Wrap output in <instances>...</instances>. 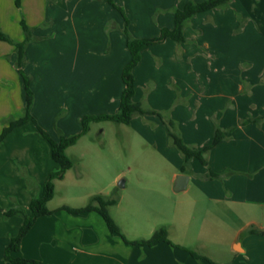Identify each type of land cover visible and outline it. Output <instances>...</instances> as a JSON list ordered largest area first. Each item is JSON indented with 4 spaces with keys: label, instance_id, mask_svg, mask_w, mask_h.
I'll return each mask as SVG.
<instances>
[{
    "label": "crops",
    "instance_id": "0c3cea01",
    "mask_svg": "<svg viewBox=\"0 0 264 264\" xmlns=\"http://www.w3.org/2000/svg\"><path fill=\"white\" fill-rule=\"evenodd\" d=\"M18 1L19 5L17 0H0V32L23 42L26 35L20 15L32 29L34 40L26 47L22 71L31 78L32 115L38 124L53 138L46 118L51 121L55 116V94L61 97L59 109L66 110L61 118L66 122L61 127L65 136L80 133L79 121L88 113H117L125 88L122 73L131 60L120 13L104 0ZM188 1H174L171 7L182 9ZM82 20L89 26L101 24L98 32H84L83 42L77 27ZM49 22L52 27L47 29ZM68 23L70 27H65ZM106 23L115 28L108 34L102 31ZM160 23L161 29H172L174 15L168 14ZM184 33L183 43L168 39L142 52L134 69V100L172 120L190 147L209 145L218 129L226 136L206 154L207 165L198 159L186 164L158 116L134 115L129 125H134L138 141L144 144L147 164L160 173L136 178L128 206L120 210L131 229L113 216L129 242L149 240L158 229L166 228L177 247L133 245L112 233L96 211L62 210L89 203L51 207L57 184L70 169L64 179L55 181V196L48 203L54 213L36 221L16 256L44 264H199L186 248L218 264H264V0H231L225 8L199 13ZM136 34L132 36H153ZM51 40L64 44L51 49L58 63L47 59ZM16 59L15 45L0 40V133L10 119L23 116L26 105ZM93 140L89 127L66 151L70 157L82 144L76 152L79 161L93 157L88 188L80 177L71 190L82 202L88 198L90 202L95 195L111 199L113 184L124 180L119 174L111 183L105 176L106 154ZM58 169L49 143L34 123L14 129L0 143V208L29 213L31 201L41 195L47 177ZM179 175L188 176L189 181L185 190L176 192ZM124 182L126 188L129 180ZM125 197L121 194L110 210L120 207ZM22 224L21 217L6 219L0 212V264H11L4 252Z\"/></svg>",
    "mask_w": 264,
    "mask_h": 264
},
{
    "label": "trees",
    "instance_id": "16d2710c",
    "mask_svg": "<svg viewBox=\"0 0 264 264\" xmlns=\"http://www.w3.org/2000/svg\"><path fill=\"white\" fill-rule=\"evenodd\" d=\"M114 9L118 10L122 17L125 19V27L123 33L127 38V48L131 55V60L124 67L122 73V79L125 85L123 90L119 110L115 114H99V115H87L82 119V131L70 137H61L58 141L53 139L37 122L32 115V108L34 104V92L31 89V78L26 76L22 71V63L25 59V50L27 45L34 40L32 29L29 28L25 21L22 20L21 25L26 38L23 42L16 43L9 36L0 32V40L14 44L16 47L17 59L16 67L21 73L26 91V105L24 114L18 119H10L8 124L3 128L0 133V143L3 142L8 135L16 128L25 125L28 122L34 123L40 135L49 143L51 147L52 159L59 166V169L52 172L47 177L43 191L41 195L34 198L30 204V212L27 213L21 208H13L7 211H3L0 208V212L4 213L6 219L14 216H19L23 219V224L19 230L17 236L10 239L5 252V261L11 264H44L40 261L29 260L26 258L18 257L16 254L20 251L23 238L31 231L36 221L43 216L52 215L54 211L49 210L48 203L55 196V181L64 179L67 171L73 168V161L68 157L66 151L69 147L75 145L80 137L88 132L89 125L92 122L112 121L118 124L129 125L133 116L140 115H156L158 116L164 125L166 126L170 140L172 144L181 152L185 163L188 164L193 159H198L203 165H207L206 154L219 144L226 136L221 130H216L212 142L202 149H197L187 145L182 137L175 130V123L172 120H166L164 116L150 109H144L142 105L134 100L136 93V85L134 78V69L139 64L142 52L151 47L152 45L163 43L168 39L183 43L186 41L185 28L190 20L199 13L208 12L218 8L227 7L231 0H205L203 2H195L189 0L182 9H176L174 13V27L163 28L161 34L155 38H134L129 32V20L121 8H119L113 0H106ZM19 5V1L17 0ZM185 169H183L184 171ZM117 199H105L102 195H95L91 198L89 204L84 208H71L65 206L62 210H65L71 214H82L86 212L96 211L100 213L106 222L109 230L120 235L127 243L133 245H144L152 247L159 243H168L173 247L175 246L169 239L168 231L165 228L158 229L149 240H140L135 242H129L123 235L119 225L111 217L109 213V207L115 205ZM250 233L258 234L257 230H251ZM190 253V255L198 261L199 264H218L203 256L196 250L183 248Z\"/></svg>",
    "mask_w": 264,
    "mask_h": 264
},
{
    "label": "rangeland",
    "instance_id": "374dc122",
    "mask_svg": "<svg viewBox=\"0 0 264 264\" xmlns=\"http://www.w3.org/2000/svg\"><path fill=\"white\" fill-rule=\"evenodd\" d=\"M113 1L119 8L123 10L127 19L129 20V32L131 35H133V33H137L136 35H140L143 37L147 35H153L149 38H155L161 34V31L163 29V28L161 29L159 26V24H161L160 22L168 14L174 15L175 10L177 8H175L174 6L173 7L171 6L173 5L172 3L174 1H179V0H128V1L113 0ZM124 1H126L127 6L123 4ZM116 11L119 13L118 10ZM20 17H22L21 19L25 21V19L23 18V15H20ZM122 19H123V29H124L125 19L123 17ZM64 26L70 27V23H68V25L64 24ZM100 26H101L100 23L99 24L93 23V24H90L89 26L87 25L86 22H84V20L78 22L77 27H78L79 37L81 38V41L82 42L84 41L83 40L84 32H87L88 30L98 32V30L100 29ZM50 27H52L51 22L48 23L47 29H50ZM114 29L115 28H113V23L111 24L106 23L104 25V28H102V31L106 30L105 32L107 33V31L109 32L110 30L112 31ZM123 29H122V32H123ZM53 33L54 32L51 33L52 39L55 36ZM61 39H62V42H64V39L62 38V36H61ZM50 42L51 44H49V47L47 49L48 62L58 63L57 60L59 59L55 58V52L52 53L51 49H53L52 47L54 48L55 47L57 48L59 46L61 47V45L64 47V44H60V41H55V40H51L49 41V43ZM56 89L58 90L59 88L57 87ZM61 96L65 97V95H62V94ZM54 98L57 100V102L55 100L54 105L58 106L55 108V111H54L55 116H53L51 121L49 120V118L48 119L46 118V120L51 124L53 139L58 141L62 136L70 137V136H73V134L69 136H65L64 131L61 127H64L66 122L65 120H61V118L65 115L66 110L65 108H62L61 110L59 109L61 105L60 103L61 97H57V95L55 94ZM107 113L108 112H101V114H107ZM87 115H99V114L95 112L94 114L88 113L85 116ZM83 118L84 116L82 117V119ZM59 122L61 126L58 124ZM70 126H73V125L70 124ZM79 127L80 128L82 127V120L79 121ZM89 127L92 128V138L94 139L93 141L96 144H98V147H100V149H103V151L106 154V159L108 163L105 166V170H104L105 176L109 177V180L111 183H113L114 178L119 174H122V177H121L122 179L129 180L128 186L123 189L118 187V182L113 184V187L111 188L112 189L111 199L115 198L118 200L121 194H125L126 197H125V200L121 202L120 207L113 208L112 210H110V207H109V213L112 218L113 216L119 218L122 224L124 225V227H126L127 229H131L128 223L123 222L122 211L120 210H122L121 208H126L128 206L127 196L131 193L133 194V192L135 191L136 178L138 176H146L147 178V176H151L150 174H154V172L160 173L159 169H157L156 167L149 166L147 164L146 162V160H148L147 152L143 150L144 144H141L138 141L135 135V132L133 131L134 125H123V124H118L112 121H102V122H92L90 123ZM81 146L82 144L77 145V147L70 152L69 158L73 161V164H74L72 171L68 173V175L66 176V179L63 182H60L57 184V197L53 201L51 207H54L56 205H64L65 203H76V204L82 203V205H87L89 203V200H88L89 198L85 200L86 202L84 201L82 202L81 200L78 199L76 195H74L73 192H71V190L75 186L76 180H78L80 177H82L80 179H82L81 182L83 183V185L88 188L86 184L89 183V179L91 178V176H93L91 175L93 173V170H92L93 157L89 155L84 160V162H81V160L79 161V159L77 158L76 152L80 150ZM139 166H141L140 168L143 167L142 170L145 173L142 172L141 174L139 172L140 171L138 169ZM175 194L180 195L183 193H175ZM175 229H176L175 227L172 228V233L176 232Z\"/></svg>",
    "mask_w": 264,
    "mask_h": 264
},
{
    "label": "water",
    "instance_id": "95a60500",
    "mask_svg": "<svg viewBox=\"0 0 264 264\" xmlns=\"http://www.w3.org/2000/svg\"><path fill=\"white\" fill-rule=\"evenodd\" d=\"M188 181H189V177L188 176H186V175H179L177 177L174 190L176 192H180V191L185 190L186 187H187ZM124 183H125L124 180H121L118 183V187L123 188L124 185H125Z\"/></svg>",
    "mask_w": 264,
    "mask_h": 264
}]
</instances>
